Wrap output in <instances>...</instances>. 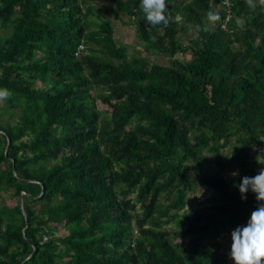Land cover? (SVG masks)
Returning <instances> with one entry per match:
<instances>
[{
    "label": "trees",
    "instance_id": "trees-1",
    "mask_svg": "<svg viewBox=\"0 0 264 264\" xmlns=\"http://www.w3.org/2000/svg\"><path fill=\"white\" fill-rule=\"evenodd\" d=\"M96 1L0 0V264H235L212 244L259 206L238 185L264 169V6L166 0L153 27L107 0L163 66L129 57Z\"/></svg>",
    "mask_w": 264,
    "mask_h": 264
},
{
    "label": "clouds",
    "instance_id": "clouds-1",
    "mask_svg": "<svg viewBox=\"0 0 264 264\" xmlns=\"http://www.w3.org/2000/svg\"><path fill=\"white\" fill-rule=\"evenodd\" d=\"M250 7H254V0H246ZM264 6V0H259ZM140 7L145 15L148 25L167 26L171 22L166 8V0H140ZM220 16L208 11L207 22L203 25L204 31H209L220 21ZM13 93L6 88H0V101H7ZM264 141V138L260 139ZM264 152V150H262ZM264 158V154L256 159ZM232 176H237L238 172H233ZM242 201L246 199L247 193L251 191L255 194L258 207L252 212L246 226L235 228L231 233L232 245L230 258L235 264H262L264 262V169H261L254 177L244 176L238 185Z\"/></svg>",
    "mask_w": 264,
    "mask_h": 264
},
{
    "label": "rangeland",
    "instance_id": "rangeland-1",
    "mask_svg": "<svg viewBox=\"0 0 264 264\" xmlns=\"http://www.w3.org/2000/svg\"><path fill=\"white\" fill-rule=\"evenodd\" d=\"M94 6L99 8V10L104 15L105 19H109L111 21V25L113 27V39L118 44H125L128 46L127 54L129 57L132 55H138L140 57H143L147 59L149 62L157 63L159 65L166 66L168 65L169 58L167 56H161L158 54H154L152 52H147L142 48L141 42L137 39L135 28L132 24L128 23V18L119 13L118 18H115L113 14V4L110 3L107 0H99L94 3ZM183 45L187 46L188 42L187 39L183 38ZM92 47L91 43H87L86 46H84L85 51H83L82 54H86V50L88 48ZM191 58V52L185 51V54H183L182 59L188 60ZM38 85L37 87H39ZM8 120V118H7ZM209 195V192L205 189L198 187L197 191L190 194L189 201H191L190 208L197 207L200 202H203ZM4 198L7 200V204H9V200L7 199V196L4 195ZM188 208V209H190ZM58 230V235H62L64 230L61 226ZM182 244H184V241H181ZM231 245H232V239L230 234H226L220 237V240L216 241L215 244H212V247L216 248L218 246V252L220 253L222 258L228 259L231 263L233 260L230 258V252H231Z\"/></svg>",
    "mask_w": 264,
    "mask_h": 264
},
{
    "label": "water",
    "instance_id": "water-1",
    "mask_svg": "<svg viewBox=\"0 0 264 264\" xmlns=\"http://www.w3.org/2000/svg\"><path fill=\"white\" fill-rule=\"evenodd\" d=\"M9 145H10V141H9V139H7V144H6L5 151H4L5 154L8 152ZM43 193H44V189L42 188L41 193H40V195H39L38 198H40V197L43 195ZM19 204H20L21 212H22V214L24 215V218H25V211H24V207H23V204H22L21 199H20ZM25 221H26V219H25ZM28 258H29V257H28ZM28 258H27V259H28ZM27 259H26V260H27Z\"/></svg>",
    "mask_w": 264,
    "mask_h": 264
},
{
    "label": "built area",
    "instance_id": "built-area-1",
    "mask_svg": "<svg viewBox=\"0 0 264 264\" xmlns=\"http://www.w3.org/2000/svg\"><path fill=\"white\" fill-rule=\"evenodd\" d=\"M222 28L224 29L225 26L222 25ZM82 48H83L82 46H79V50H80V49L82 50ZM262 150H263L262 148H258V150H257L258 154H261V153H262ZM263 167H264V165H263ZM262 169H263V168H262ZM260 170H261V169H260ZM260 170H259V171H260ZM44 240H46V238H44Z\"/></svg>",
    "mask_w": 264,
    "mask_h": 264
}]
</instances>
